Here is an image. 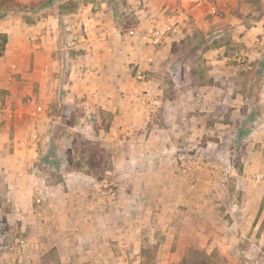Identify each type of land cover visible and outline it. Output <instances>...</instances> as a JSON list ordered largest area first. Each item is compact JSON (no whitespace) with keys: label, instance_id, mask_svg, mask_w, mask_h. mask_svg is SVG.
<instances>
[{"label":"rangeland","instance_id":"374dc122","mask_svg":"<svg viewBox=\"0 0 264 264\" xmlns=\"http://www.w3.org/2000/svg\"><path fill=\"white\" fill-rule=\"evenodd\" d=\"M50 1L47 6L46 0L37 5L32 0H0V30L8 37L0 57V253L15 245L5 214L17 179L27 183L25 187L31 182L38 190H48L63 180L68 162L70 172L81 171L93 178L89 186L93 197L98 190L109 189L117 196L138 193L134 200L138 208L130 214L141 225V244L132 251L134 257L128 264H190L204 257L213 264H225L226 242L210 236L207 243L215 246L203 247L208 234L199 226L204 225L215 226L221 237L228 234L244 242L246 238L262 239L264 254V168L254 151L260 142L251 135L264 120V0H213L214 11L197 9L182 22L183 36L173 43L171 65L149 75L152 82L161 83L157 97L179 98L175 122L188 132L176 151V181L159 184L142 176L145 167L133 166L126 178L127 172L115 166L110 148V128L115 122L109 112L95 110L88 116L77 98L70 102L72 64L86 54L84 44L90 35L84 25L66 30L70 21L65 17L42 22L45 30L57 31L53 44L35 40L31 26L36 19L46 13L75 11L81 0ZM84 1L97 2L99 8L105 3L123 30L135 21L131 0ZM35 44L39 45V57L34 55ZM49 46L54 48V63L45 55ZM223 85L230 87L228 91H217ZM241 98L247 100L241 102ZM213 99L216 101L210 103ZM60 123L62 130L54 140L58 149L50 156L51 132ZM184 165L190 167L186 173L182 172ZM255 175H262L261 180L252 181ZM38 190L34 204L42 193ZM151 190L176 199L202 198L188 204L184 199L167 200L179 202L171 208L175 206L183 214L196 204L202 206L197 232L174 259L145 233V191ZM123 203L124 213H129L127 207L133 201ZM163 237L154 235V240L161 242Z\"/></svg>","mask_w":264,"mask_h":264},{"label":"crops","instance_id":"0c3cea01","mask_svg":"<svg viewBox=\"0 0 264 264\" xmlns=\"http://www.w3.org/2000/svg\"><path fill=\"white\" fill-rule=\"evenodd\" d=\"M38 1L32 0L36 5ZM52 2L46 0L45 5ZM64 2L66 0L57 1L58 4ZM131 2L134 3L132 12L135 21L124 30L116 23L113 13L105 9V3L99 8L97 2L84 0L77 3L75 11L46 13L45 17L35 20L31 29L35 40L46 39L53 44L58 33L45 30L43 20L58 22L67 17L70 22L66 30L86 26L90 35L84 44L87 51L72 64V81L68 84L72 92L70 102L73 103L77 98L87 109L88 116L95 110L111 114L115 122L110 128L113 162L127 172L124 175L126 178L131 168L138 165L145 167L146 172L142 176L147 177L148 181L159 184L170 179L171 183L178 177L175 157H178L176 151L179 150V141L186 140L188 134L184 126H178L175 122L179 98L157 97V86L161 83L156 80L149 87L151 105L145 106L141 101L140 90L143 87L136 84L133 74L135 68L145 70L149 75L161 73L171 65L170 61L174 58L173 43L183 36L184 23L179 21L174 26V19L168 12L172 13L174 9L185 5L187 0ZM213 2L205 0L198 9L203 12L210 11L212 7L215 9ZM169 26L171 30L163 35H152L154 29L164 30ZM129 30H133L134 34L129 35ZM4 32L0 30V33ZM35 48L34 55L39 57V45L35 44ZM48 50L45 55L54 63V48L49 46ZM226 83L230 84H223ZM229 88L223 85L217 91L225 89L226 92ZM246 100L241 98L240 101ZM212 101L216 100L209 102ZM251 135L255 136V142H260L254 151L264 168V120ZM261 178L262 175H255L252 181H260ZM91 181L93 178L81 171L69 172L61 182L42 191L31 186V182L25 187L27 183L17 179L14 192H11L9 210L5 214L9 230L15 235V245L13 250L0 253V264H128L134 257L132 251L141 244V225L135 223L130 214V211L138 208L134 202L139 198L138 193L121 192L117 202L106 209L93 197L92 188L89 187ZM36 190L42 191L41 203L37 205L33 203ZM173 196L167 197L160 190L145 191V233H150L149 240L166 249V255L171 259L182 254L187 240L197 232L196 226L201 222L199 218L202 212V206L196 204V208H188L183 217L184 214L175 209V204L179 202L167 203V200L184 199V204H188L191 200L202 198L178 196L176 199ZM256 199L260 200L261 197L257 196ZM130 200L133 203L127 207L129 213H124L123 202ZM173 204L175 206L171 208ZM199 228L208 234L203 247L215 246L213 242L207 243L210 236L214 240L220 238L226 242L223 249L225 264H264L262 239L246 238V243L241 237L234 239L228 234L219 236L218 229L213 225ZM154 235L164 237L158 242L159 239L154 240ZM19 240L24 241L26 246L18 245Z\"/></svg>","mask_w":264,"mask_h":264},{"label":"built area","instance_id":"2783aa9c","mask_svg":"<svg viewBox=\"0 0 264 264\" xmlns=\"http://www.w3.org/2000/svg\"><path fill=\"white\" fill-rule=\"evenodd\" d=\"M205 0H187V3L185 5L180 6L177 9H174L172 12V18L174 19L173 25L175 26L176 24H178L179 21H184L186 19H188V17L191 15V13H193L194 11H196L200 6L203 5ZM214 7H212L210 9V11H214ZM171 28L166 27L164 30L161 29H154L152 31V35L154 37H159L161 35H163L165 32L170 31ZM129 35H133L134 31L133 30H129L128 31ZM135 82H137L138 84H140L143 89L141 92V101L144 105H149L151 103L150 101V97H151V93L149 90V87L152 84V81L150 80L149 74L145 71V70H141L139 68H135L134 69V76H133ZM197 102H200V99H197ZM189 168L187 165H184V167L182 168V172L186 173L187 171H189ZM192 187V186H191ZM117 192L115 190L109 189V190H98L97 192H95V198L100 201V204L103 207H108L112 204L115 203V201L117 200ZM35 203L36 204H40L41 203V198H36L35 199ZM18 244L20 246H26V243L24 241H19Z\"/></svg>","mask_w":264,"mask_h":264},{"label":"trees","instance_id":"16d2710c","mask_svg":"<svg viewBox=\"0 0 264 264\" xmlns=\"http://www.w3.org/2000/svg\"><path fill=\"white\" fill-rule=\"evenodd\" d=\"M2 16V13L0 12V17ZM7 44V35L4 33H0V57L2 56L4 50H5V46ZM248 98V97H247ZM64 115V114H63ZM62 124H56L51 132V137L49 139V148L47 151V154L50 156H53V153L56 149H58L57 147H55L54 145V140L56 139L58 132H60V130H62ZM66 169H65V173H69L71 171L70 165L69 163H65ZM205 258V257H204ZM195 259L193 261L190 262V264H213L211 259L205 258V259ZM184 264V263H182Z\"/></svg>","mask_w":264,"mask_h":264}]
</instances>
